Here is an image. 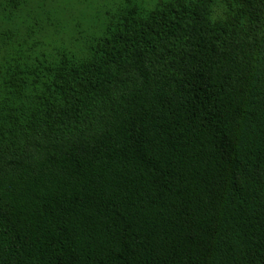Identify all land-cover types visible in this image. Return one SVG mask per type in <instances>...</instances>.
Segmentation results:
<instances>
[{"label":"trees","instance_id":"trees-1","mask_svg":"<svg viewBox=\"0 0 264 264\" xmlns=\"http://www.w3.org/2000/svg\"><path fill=\"white\" fill-rule=\"evenodd\" d=\"M75 1L0 0V264H264V0Z\"/></svg>","mask_w":264,"mask_h":264},{"label":"rangeland","instance_id":"rangeland-1","mask_svg":"<svg viewBox=\"0 0 264 264\" xmlns=\"http://www.w3.org/2000/svg\"><path fill=\"white\" fill-rule=\"evenodd\" d=\"M76 1L74 3L75 14H73V16L74 18L76 17V19L82 20L83 22L86 21L84 26V29L86 30L92 27V23H98L99 18H101L102 15L105 14V8L109 7L110 5L113 6L114 4H116V2H119L120 0H83L85 1V3H83L82 5H78ZM140 1H143L147 7H152L154 3L160 0ZM85 35L83 34V36Z\"/></svg>","mask_w":264,"mask_h":264}]
</instances>
